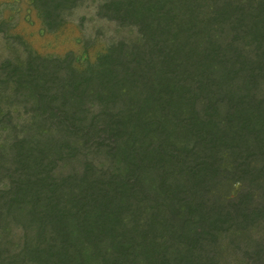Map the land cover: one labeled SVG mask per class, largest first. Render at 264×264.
Masks as SVG:
<instances>
[{"label":"trees","instance_id":"16d2710c","mask_svg":"<svg viewBox=\"0 0 264 264\" xmlns=\"http://www.w3.org/2000/svg\"><path fill=\"white\" fill-rule=\"evenodd\" d=\"M148 1L140 4L139 0V5H132L136 8L131 10L145 25L142 42L124 55L123 62H113L115 68L114 65L104 69L92 68L89 77H86L85 70H74L67 79L57 81L55 78L57 86H48L49 74L40 71L39 66L19 62L15 67L19 75L17 88L34 92L39 108L46 107L45 111L66 130L64 142L71 146L95 141L103 144L109 154L123 153L130 156L134 163L127 173L114 175L122 177V182L114 181L113 176L105 181L101 175L88 171L70 182L72 178L59 180L57 176L45 173L44 158L52 148L48 146L50 143L41 149L31 146L27 154L21 153L19 177L9 186V204L0 205V219L12 217L11 210L17 208L21 216L26 212L25 216L34 222L35 237L40 241L26 248L31 255H35L34 264H85L97 238L103 232L119 229L117 222L119 225L122 222L119 221L122 220L120 207L129 203L127 198L130 199L131 193L146 192L148 189V192L151 190L161 195L160 190L169 183L170 176L177 178L174 172L177 163L188 168L195 182L193 185L167 186L175 190V196L171 198V216L172 219L181 216L178 217L176 233L179 232L178 239L184 246L190 244L184 242L185 237L198 241L208 234L214 220L222 214V211L217 212L214 219L211 213L213 207L210 211L206 209L209 198L204 179L208 178V172L202 170L204 162L198 165L195 162L200 157L204 158L206 141L213 144L211 149L215 150L229 137L227 131L233 133V138L245 135L244 131H247L253 133L257 140L260 134H264V105L253 93L255 71L264 69V56H257V62L246 57L242 62L230 64L225 58L226 53H222V45L214 41L211 46L205 47L202 42H194V36L201 37L207 25L196 12H192L187 21L182 20L180 7H186L185 14L188 13L190 6L187 2ZM259 1L248 12L236 16L231 25L232 30L238 32L242 23L247 22L244 28L252 30L257 40L262 38L264 41V0ZM230 4L218 7L217 16L229 13ZM168 5H173V9H166ZM234 55L240 57L239 53ZM247 61L248 68L236 84L233 82L234 71L240 72L239 65L244 62L247 65ZM196 74L204 76L194 78ZM91 82L95 86H91ZM193 84H197V90ZM199 93L204 97L201 107ZM85 105L100 109L91 121H88L90 110L86 114ZM212 108L217 114L224 113V126L214 124ZM53 131L51 127L44 128L39 136L49 138ZM179 133L185 139L180 138ZM70 138H75V141L72 143ZM237 139L241 138L238 136ZM39 142H42L41 139L36 143L31 141L32 145ZM61 146L64 150L65 146ZM155 158L165 163V169L157 174L160 184H154L141 173ZM196 166L199 167L197 170ZM200 172L203 173L198 176ZM179 200L184 204H178ZM6 207L8 212L5 213ZM197 211L204 214L200 223L188 228L191 221L189 215ZM129 241L131 239L128 240L125 235L121 238L115 236L108 250L122 252L124 249V256L128 258L127 251L133 244ZM80 244L90 249L80 250ZM183 251L185 249L178 250V253ZM127 258L118 256L116 264H125ZM3 264L19 262L10 258Z\"/></svg>","mask_w":264,"mask_h":264},{"label":"rangeland","instance_id":"374dc122","mask_svg":"<svg viewBox=\"0 0 264 264\" xmlns=\"http://www.w3.org/2000/svg\"><path fill=\"white\" fill-rule=\"evenodd\" d=\"M138 1L0 0V205L9 204V186L19 177L21 153L27 154L31 146L41 149L50 143L48 146L52 148L45 153L44 170L59 180L72 178L69 180L72 182L76 176L81 177L88 171L101 175L105 181L113 176L114 181L122 182V177L114 175L125 174L130 167H134L130 156L109 154L103 144L95 141L75 145L72 144L75 138H70L71 146L64 142L66 130L45 111L46 107L39 108L34 92L17 88L19 75L15 67L19 62L39 66L40 71L49 74L48 86H57L60 78L67 79L74 70H85L86 77H89L92 68L104 69L111 65L115 68L114 63L123 62L124 55L141 44L142 35L146 32L143 20H137L133 13L136 7L132 5L138 6ZM142 2L144 0L140 4ZM185 2L190 7L186 14L187 8L180 7L182 20L187 21L190 14L196 12L207 25L201 37L194 36V42H202L205 47L211 46L214 41L222 45V53H226L225 58L230 64L242 62L246 57L257 62V56H264V41L262 38L257 40L252 30L244 28L247 22L242 23L238 32H234L231 25L236 16L248 12L259 0H183ZM228 2H231L229 13L218 17V7L223 8ZM169 8L173 9V5H168L166 9ZM235 52L239 53V58L234 55ZM239 67L240 72L234 71L233 82L236 84L247 70L248 61L247 65L244 62ZM255 75L253 93L264 105V69L255 71ZM202 76L193 75L194 78ZM91 86L95 84L91 82ZM199 94L201 107L204 97ZM84 109L86 114L89 113L88 121L100 110L86 105ZM87 110L90 111L87 113ZM211 112L214 124L224 126V113L217 114L214 108ZM50 127L54 131L49 138L39 136L41 130ZM227 134L229 137L215 150L211 149L213 144L206 141L204 158L195 161L197 165L204 162L202 170L208 172V178L204 179L205 192L210 199L205 204L206 209L210 211L213 207L211 213L214 219L217 212L222 211L205 237L198 241L185 237L184 242H190L186 246L178 239L176 226L181 216L172 219L171 198L175 196V190L167 186L193 185L195 180L185 165L177 163L174 167L177 178L170 176L169 183L160 190L161 195L151 190L148 192V189L146 192L131 193L130 199L127 198L129 203L120 207L122 220L119 221L126 225L117 222L119 229L103 232L91 249L80 244V250H91L85 264H116L118 256L126 259L124 249L122 252L108 250L113 238L123 235L133 242L127 251L129 256L125 264H264V134H260L259 140L247 131H244L245 135H238L242 140L237 139L238 136L233 138L232 132L227 131ZM178 135L184 138L183 134ZM39 139L41 143L32 145V140L36 143ZM62 144L64 150H61ZM148 163L147 169L141 170L142 177L160 184L157 174L165 169V163L156 158ZM198 168L196 166V170ZM178 202L184 204L180 200ZM174 204L176 206V202ZM11 213L14 218L4 216L0 219V264L10 258H16L19 264H34L35 255H31L26 248L40 241L35 237V224L25 216L26 212L21 216L15 208ZM203 215L198 211L191 213L187 227L198 225ZM184 249L178 253V250Z\"/></svg>","mask_w":264,"mask_h":264}]
</instances>
